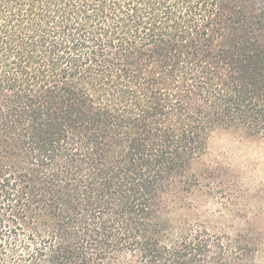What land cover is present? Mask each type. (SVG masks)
<instances>
[{"label": "trees", "instance_id": "1", "mask_svg": "<svg viewBox=\"0 0 264 264\" xmlns=\"http://www.w3.org/2000/svg\"><path fill=\"white\" fill-rule=\"evenodd\" d=\"M232 126L264 133V0H0V264H255L160 206Z\"/></svg>", "mask_w": 264, "mask_h": 264}, {"label": "rangeland", "instance_id": "2", "mask_svg": "<svg viewBox=\"0 0 264 264\" xmlns=\"http://www.w3.org/2000/svg\"><path fill=\"white\" fill-rule=\"evenodd\" d=\"M249 130L215 129L160 206L177 229L255 240V264H264V133Z\"/></svg>", "mask_w": 264, "mask_h": 264}]
</instances>
